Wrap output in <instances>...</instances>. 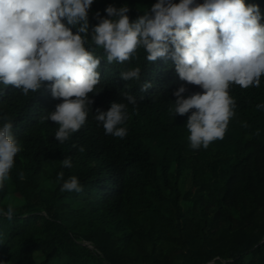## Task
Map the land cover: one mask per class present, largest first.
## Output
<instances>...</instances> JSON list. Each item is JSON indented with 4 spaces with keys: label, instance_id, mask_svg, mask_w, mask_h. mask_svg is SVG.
I'll return each mask as SVG.
<instances>
[{
    "label": "trees",
    "instance_id": "trees-1",
    "mask_svg": "<svg viewBox=\"0 0 264 264\" xmlns=\"http://www.w3.org/2000/svg\"><path fill=\"white\" fill-rule=\"evenodd\" d=\"M156 2L94 0L90 26L97 12L107 18L109 5L128 6L135 21ZM245 3L264 17V0ZM144 55L141 50L131 65L141 67L139 82L120 78L130 65L102 59L103 90L89 94L93 115L127 103L122 92L136 97L139 107L133 112L129 105L124 139L105 135L90 115L59 144L56 124L39 122L61 102L50 89L25 97L0 85V116L13 121L12 134L24 148L0 191V209L15 205L12 219L0 215V264H264V109L256 108L264 103V77L259 88L232 89L237 114L225 138L194 151L188 115L175 117L169 108L180 86L186 96L201 89L181 81L170 58L150 63ZM144 83L152 87L141 92ZM69 156L73 167L63 168ZM61 171L65 180L77 176L83 191L62 192Z\"/></svg>",
    "mask_w": 264,
    "mask_h": 264
},
{
    "label": "clouds",
    "instance_id": "clouds-1",
    "mask_svg": "<svg viewBox=\"0 0 264 264\" xmlns=\"http://www.w3.org/2000/svg\"><path fill=\"white\" fill-rule=\"evenodd\" d=\"M94 0H0V85L12 86L23 96L47 86L53 99L61 102L54 111L43 114L40 123L56 124L55 140L64 144L88 121L89 116L102 126L105 135L124 139L130 119L129 105L135 112L136 97L122 92L124 102H113L109 110L99 108L92 114L100 87L99 67L108 64L130 65L120 71L124 81L139 82L141 67L131 66L144 52L147 62L171 59L181 81L198 86L201 91L185 95L180 86L173 93L175 103L169 114L188 115L187 141L191 150H207L223 140L229 124L236 117L237 101L231 94L259 88L264 77V24L259 7L245 0H157L150 10L135 21L128 6L109 5L97 24L90 26L89 11ZM75 29V33L73 32ZM89 36L91 37L89 39ZM102 50L103 55H98ZM152 87L140 86L141 92ZM264 109V103L256 105ZM190 113V114H189ZM0 191L11 179L22 142L13 134V121L0 116ZM242 127H248L246 122ZM259 135V130L256 131ZM84 152L83 146L72 145ZM63 168L73 167L72 157L61 161ZM24 179V173H19ZM62 181V192L83 191L77 176ZM15 205L0 209V215L12 219Z\"/></svg>",
    "mask_w": 264,
    "mask_h": 264
},
{
    "label": "water",
    "instance_id": "water-1",
    "mask_svg": "<svg viewBox=\"0 0 264 264\" xmlns=\"http://www.w3.org/2000/svg\"><path fill=\"white\" fill-rule=\"evenodd\" d=\"M263 243H264V241H263Z\"/></svg>",
    "mask_w": 264,
    "mask_h": 264
}]
</instances>
